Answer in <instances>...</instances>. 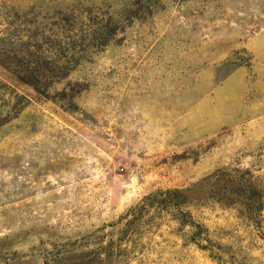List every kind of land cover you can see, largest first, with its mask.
I'll use <instances>...</instances> for the list:
<instances>
[{"label":"rangeland","instance_id":"374dc122","mask_svg":"<svg viewBox=\"0 0 264 264\" xmlns=\"http://www.w3.org/2000/svg\"><path fill=\"white\" fill-rule=\"evenodd\" d=\"M223 168L263 209L189 197L218 257L132 216ZM0 264H264V0H0Z\"/></svg>","mask_w":264,"mask_h":264},{"label":"trees","instance_id":"16d2710c","mask_svg":"<svg viewBox=\"0 0 264 264\" xmlns=\"http://www.w3.org/2000/svg\"><path fill=\"white\" fill-rule=\"evenodd\" d=\"M203 193L213 200L241 204L248 219L255 224L259 222V214L263 209L262 191L250 181L248 173L227 168L214 171L191 188L159 191L149 195L142 201V206L135 207L132 216H136L145 206L152 204L161 211H173L181 224H189L192 229L190 241L201 250L209 252L211 257L216 258L218 247L210 241L203 228L191 222L187 218V213L182 210V206L188 202L189 197L197 200Z\"/></svg>","mask_w":264,"mask_h":264}]
</instances>
